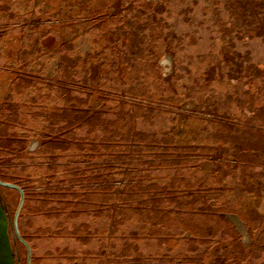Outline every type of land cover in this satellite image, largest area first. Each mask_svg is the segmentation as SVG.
Segmentation results:
<instances>
[{"label":"flooded vegetation","instance_id":"af4514ba","mask_svg":"<svg viewBox=\"0 0 264 264\" xmlns=\"http://www.w3.org/2000/svg\"><path fill=\"white\" fill-rule=\"evenodd\" d=\"M159 1L0 0V180L14 185L0 190L12 221L24 197L18 264L22 250L25 264H264V69L238 47L264 38L258 1L220 0L234 88L221 96L207 61L163 96L178 64L145 20ZM129 207L136 230L117 238Z\"/></svg>","mask_w":264,"mask_h":264},{"label":"rangeland","instance_id":"374dc122","mask_svg":"<svg viewBox=\"0 0 264 264\" xmlns=\"http://www.w3.org/2000/svg\"><path fill=\"white\" fill-rule=\"evenodd\" d=\"M145 20H150L156 27V20H160V25L154 29V40L163 44L167 41H171L174 47V52L177 61V76L176 82L170 91L163 93V96H167L170 92L172 94H181L185 91L188 85H194L192 79L196 74H200L205 69V62L207 61L209 66L213 65L214 74L208 78V84L211 88L217 90V96H221L226 91H233L234 88L227 82L225 75L226 69L229 67L226 65V58L220 57L222 44L218 37L221 35V26L224 20V16L228 18L225 13L222 1L220 0H160L159 3L155 2L150 4L148 10L144 13ZM149 30H146V33ZM162 34L158 37V34ZM152 41V40H151ZM238 47L241 51H250L252 61L258 63L264 69V38L257 37L255 39L248 40L247 43L243 41L239 42ZM165 49V46L160 48ZM167 50V47L165 51ZM218 57V59H217ZM220 57V58H219ZM214 59L219 60L221 65ZM211 67V66H210ZM264 75V73H263ZM214 76V77H212ZM205 82V81H204ZM199 85L197 87L199 88ZM241 87V86H240ZM165 88L161 87V90ZM169 90V89H168ZM241 91L239 90V93ZM216 93V92H215ZM216 98V95H213ZM243 99H248V95L243 94ZM167 116L162 115L157 119V122H166ZM8 204L10 212V222L13 219L15 206L12 202L13 190L11 188H1ZM135 197H129V202L132 204ZM134 203L133 206H135ZM129 217L127 222L118 224L116 231L118 236H121V230L123 232H131L136 230V223L138 221L137 209L133 207L128 208ZM85 216V215H84ZM83 216V217H84ZM92 214L86 215L83 220L85 222L91 221ZM91 217V218H90ZM104 221V222H102ZM108 221L101 219L97 224V228L100 231L107 229ZM33 228L32 230H34ZM260 234L263 236L264 231ZM228 236L227 233L225 237ZM116 239V238H115ZM69 240V239H68ZM71 238L68 242H73ZM182 247V246H181ZM23 258V264H25V254L21 251Z\"/></svg>","mask_w":264,"mask_h":264},{"label":"crops","instance_id":"0c3cea01","mask_svg":"<svg viewBox=\"0 0 264 264\" xmlns=\"http://www.w3.org/2000/svg\"><path fill=\"white\" fill-rule=\"evenodd\" d=\"M0 264H18L7 200L0 190Z\"/></svg>","mask_w":264,"mask_h":264},{"label":"water","instance_id":"95a60500","mask_svg":"<svg viewBox=\"0 0 264 264\" xmlns=\"http://www.w3.org/2000/svg\"><path fill=\"white\" fill-rule=\"evenodd\" d=\"M0 184H2V185H4V186H7V187H12V186H14V185L11 184V183L3 182V181H1V180H0ZM23 199H24V197L22 196V200H21V203L19 204V207H18V209H17V212H16V215H15L14 221L11 220V228H12V232H13V234H16L17 237H18L19 239H22V237H21V233H20V229H19L18 217H19V214H20L21 209H22Z\"/></svg>","mask_w":264,"mask_h":264},{"label":"trees","instance_id":"16d2710c","mask_svg":"<svg viewBox=\"0 0 264 264\" xmlns=\"http://www.w3.org/2000/svg\"><path fill=\"white\" fill-rule=\"evenodd\" d=\"M258 1V5H257V8H258V13L262 14L261 18L264 19V1H261V0H257ZM262 25V24H260Z\"/></svg>","mask_w":264,"mask_h":264}]
</instances>
